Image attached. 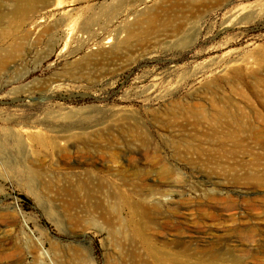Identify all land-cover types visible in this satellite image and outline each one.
<instances>
[{"label":"rangeland","instance_id":"1","mask_svg":"<svg viewBox=\"0 0 264 264\" xmlns=\"http://www.w3.org/2000/svg\"><path fill=\"white\" fill-rule=\"evenodd\" d=\"M48 1L52 5L47 6L44 18L34 17L41 20L38 28L26 41L17 40L23 43L20 57L8 61L3 72L0 69V264H72L74 251L88 255L90 264H142L148 258L139 243L121 244L130 233L129 226L124 225L125 233L117 236L98 231L104 224L90 212L82 189L72 195L61 191L60 185L27 183L28 168L38 170L40 178L56 172L49 166L44 171L32 165L37 146L14 139L19 133L25 138L31 131L45 132V109L54 115L80 109L84 116L95 118L123 110L130 117L120 123L137 119L148 135L144 148L138 140L129 144L124 134L117 144L102 148L103 152L96 149L97 143L89 151L79 141L67 143L73 173L87 166L84 161L92 163L98 169L95 173L111 185L101 188V194L116 196L108 197L112 202L108 212L122 219L130 218L127 201L145 202L153 222L145 228L147 232L158 228L154 234L161 250L190 253L195 248L199 251L195 257H200V252L218 248L225 257L239 258L235 264H243L241 258L256 251L264 240L259 230V220L264 219V0H218L202 18L189 17L178 34L158 33L161 44L136 62L111 73L89 68L74 78L62 72L88 50L69 54L79 39L99 41L120 24L133 22L137 12L165 0ZM9 3L0 0V7ZM68 14L70 22L67 19L68 23L51 31L56 39L42 32ZM165 37L171 42L185 38L188 47L177 50L162 43ZM212 100L230 103L246 115L259 136L240 134V145L228 154L225 149L232 143L211 142L208 123L171 115V110L185 107L208 111ZM52 123L58 129L65 122ZM190 134L195 148L174 155L167 139ZM146 150L161 153L146 159ZM50 157L59 158L47 156V164L54 161ZM136 167L148 171L147 177L153 178L147 182L150 186L120 179L130 178ZM158 172L169 179L155 180ZM250 175L258 180L247 179ZM147 188L164 195L145 199ZM152 200L159 201L152 204ZM133 219L139 217L133 215Z\"/></svg>","mask_w":264,"mask_h":264},{"label":"bare ground","instance_id":"2","mask_svg":"<svg viewBox=\"0 0 264 264\" xmlns=\"http://www.w3.org/2000/svg\"><path fill=\"white\" fill-rule=\"evenodd\" d=\"M58 1L59 0H57V4L59 3ZM217 1L218 0H165L156 7L150 9L148 8L143 12H137L138 14H136L137 16L133 22H123L124 24H120V26L114 29L113 34L110 33L111 35H108L103 39L101 38L99 41L95 40L91 41L90 43L91 39L81 38L78 41L79 43L77 48L69 54H79L85 47H87L88 50H86V52L84 51V54L81 55L78 60L69 63L68 67L62 72L64 73L62 76L67 74L70 76V78H74L76 73H79L80 76H82L85 73V70L89 68H97L102 70L103 73H111L115 69H120L126 65L132 64L136 62L137 57H142L144 55L146 56L154 52L157 45L161 44V38L158 37V33H164L167 31L170 33L167 34V37L173 36V34H178L183 27L182 23H184L186 20H189V17L198 18L204 16L210 11V7L213 5V3ZM10 2L11 3H9L8 7L5 5L4 7H0L1 72H3V68H5L8 61H11L15 58L18 59L20 57L21 50L23 48V46L21 47V44L23 43H21L22 41L18 42L17 40L23 39V41H26V38L28 39L31 36L33 30H36L38 28V23L41 22V20L36 21L34 17L37 16L42 18L43 15L45 16L47 13V6L52 3L48 0H10ZM31 14H34L32 18L30 17ZM52 14L54 15V12ZM70 17L71 15L68 14L62 19L54 21L53 24L50 25L51 27H45L46 29L42 30V32L53 36L57 28L64 25L65 21ZM247 17L248 16H244L243 19H246ZM115 18L116 17H114V19ZM68 21L66 22L68 23ZM84 26H80L81 29H79V27L78 29L83 31ZM52 29H55V32H51ZM64 29L67 30V28H63L62 30ZM68 29L70 30V28ZM19 30L22 31V34H19L20 36L15 33ZM151 35L155 36L150 37ZM167 37L164 38L162 43H167L168 46H174L177 50H184L188 47L185 38L176 39L171 42V40L167 39ZM52 40L53 39H51V41ZM67 40L68 39H66L65 42H68ZM75 40L76 39H74V41ZM48 44H50V42ZM91 44H93L94 47L91 46L92 48H90ZM55 80L56 79L49 82L48 85L53 83ZM211 106L212 108L208 111H198L193 107L174 109L171 110V115H173L174 118H179V116H188L194 123H208L210 125L209 137L211 142L215 141L221 146L228 145L230 142L232 143L228 149H225L226 153L228 154H232L233 148L237 145H240L242 141L240 134L248 133L255 137L259 136L255 133V127L251 125L246 119V115L242 114L235 108H231L230 103L227 104L224 102L221 104L220 102L212 100ZM50 110L45 109L43 111L45 115L44 121L47 123V125H45V132L31 131L26 134L27 136L25 138L22 137V134L17 132L19 134H17V137L14 138L18 143L29 141L30 146H37V149H35V152H33L34 156L31 160L32 165L35 164L40 170L44 171H47L45 169H49V166L56 171L54 174L51 173V175H46L45 177L40 178L37 177L38 170L34 168H28L25 178L27 183L33 184L35 181L51 186L60 185L61 191L68 194L70 193L72 195L76 194L80 189H82L84 191L82 197L86 199L85 203H89L88 206L91 209L90 212L93 215L96 214V217L101 219L102 223L105 225H103V227L98 231L106 230L109 235L117 236L119 234L122 235L125 233L124 231L126 230L124 225L129 226L130 233H128L127 236H124L123 239H126L125 241L122 242V240H120V242L122 245H126V241L130 244L133 242L135 244L139 243V245L143 247L144 250H146V255L148 257L147 261H144L142 264H230V262L235 264V262L240 261L239 258L236 259L233 256L225 257L222 251L217 250L218 248H211L209 250L200 252L203 253L200 257H195V255L199 253L198 249L195 248H193L190 253L188 251L182 250L178 253L161 250L157 245L160 241L154 234L158 233L156 231L158 228L153 229L155 232H147V228H145L148 223L149 225L153 223L150 220L149 207L145 202L141 203L138 201H127L125 204L130 218L122 219L119 215H113L108 212L112 206V202L111 200H108V197L112 195V197L116 199V196L110 193L109 196H106L105 191L103 194H101L99 191L101 188L109 186L111 187V185L102 177V175L100 176L95 173L98 172V169L95 166H92V163L84 161L87 166L82 167L81 170L76 169V174L73 173L75 167L70 165L71 162L69 163L71 156L69 155V145H67V143H69L71 140L76 141V143L79 141L81 144H83V147L86 151L90 150L92 143H97L95 145L96 149H98L100 152H103L102 148H110L112 143L117 144V139L119 136L124 134L125 137H128L129 144L134 140H138L140 141L139 147L144 148V144L148 135L145 133L142 124L139 123L137 119L132 118L133 121L130 123H120V121L130 117L128 112L123 110L112 111L110 114H102L99 118L84 116L83 111L80 109L70 110L64 114L58 112L57 115H54V111L52 110V112ZM75 116L77 117L76 119H74ZM55 120H62L65 123L61 124V126L59 125L61 128L54 129L52 122ZM186 124H182V126H185ZM163 127L165 126L160 125V128ZM7 130L9 129L7 128ZM60 131H64L65 135H62ZM191 137L192 134L182 136L180 135L175 139H167L174 155H182V153L195 148V144L191 142ZM103 141L106 142V144H103ZM115 147H117V145ZM159 153L161 152H158L157 150H146L143 155L147 159L152 158L155 155L159 156ZM53 154H57L59 158L54 160L52 157H50V159L54 161H49L47 164V160L45 159L47 156L49 157ZM109 155L111 159L115 158L113 153H110ZM81 156L84 155L81 154ZM45 161L46 166L44 165ZM164 172H158L156 174L155 180L160 182L162 180L169 179L165 177ZM113 174L114 173H112V175ZM148 175V171L136 167L133 170L132 175H130V178H127L126 176H120V179L139 180L141 185L150 186V184H147V182L149 180H153V178L147 177ZM246 178H254L258 180L257 176L252 177L250 175ZM43 185L41 187H43ZM98 192L100 194H98ZM163 195V191L155 192L154 189L147 188L145 199L155 198V196L161 197ZM157 201L159 200H152L151 203L157 204ZM133 215L138 216L139 220H134ZM146 218L149 219V221L146 222V220H144ZM91 220L93 221L94 218ZM259 222H262V226L259 230L264 235V219H260ZM151 228L153 227H150V229ZM192 241L194 243L198 240ZM120 242L117 241L116 243L120 244ZM182 244L183 241H181L180 245ZM210 244L211 243L209 242V246ZM246 255L247 256H245V258H241L243 264H252L253 261H255V263L257 262L259 264H264V240H261L256 251L246 253ZM133 257V261L134 259L137 261L135 255H133ZM191 259H193V261H191ZM70 260L72 264H90L88 255L82 256L78 251L72 252Z\"/></svg>","mask_w":264,"mask_h":264}]
</instances>
